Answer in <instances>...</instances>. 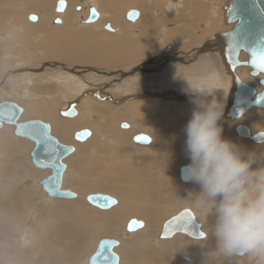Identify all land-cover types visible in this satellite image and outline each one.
<instances>
[{
  "label": "bare ground",
  "instance_id": "1",
  "mask_svg": "<svg viewBox=\"0 0 264 264\" xmlns=\"http://www.w3.org/2000/svg\"><path fill=\"white\" fill-rule=\"evenodd\" d=\"M55 1L57 0H25L22 13L18 12L21 8H18V10L15 8L13 12H10V10H7L6 8V10L4 8H0V16L2 15L3 17H5V21L8 20L6 21V23H4L5 21L0 19V32H4V34L1 33L3 37L6 36L7 38H9L0 41V56L11 55L12 57L16 58L19 57L17 63L14 62L16 63L15 65H7V63L3 64L5 61L0 58V78H2L0 80L6 83L5 87H7L9 93H11L12 90V94L15 92L14 90L19 87L16 85L15 81H17V83H20L19 85L22 88L27 86V88L24 89L25 94H23V97H20L24 100L28 99V101L31 102L32 107L29 106L28 109L25 108L24 115L35 118L43 117L44 120H46L45 118H47L52 124L53 129L51 131L58 133L64 142L67 141V138L69 137V130L86 124V122L84 121L86 119L88 126H92V128L90 129L91 132H93V130L95 131V135L93 138L98 137L99 139L106 136L105 141L112 143L101 145L102 142H100V144L97 143L96 146L92 149L87 148L88 146H85L84 144L80 146L81 143L75 144V147L77 149V151L74 153L75 156L81 149L83 150V152L86 151L84 155H89L87 164L88 169H84L85 173L82 174L81 177L78 173L74 174L76 177L70 181V184H73L77 187L76 191L78 192V196L75 197L76 199L74 198L75 200L60 202L64 204L55 205L53 207V210L57 212L52 211L49 207H47L46 209L43 206V204L52 200H49L51 198L47 199L41 187H39L38 184L40 178L37 179L35 177L36 175L31 176L32 170L29 171V169L31 168L29 155V161L26 159L23 160V154L27 146L24 141L19 138L20 140L16 139L15 142L9 143V146H6L7 148L4 146L3 149H1L2 146H0V152H3V154L0 153V155L6 157L7 159L6 164H4V162L0 164V173H2L3 178L5 179V176L8 175L7 173L11 168L14 169L17 165L20 164L16 168H18L19 171H23L21 172L23 174H18V178L22 180L20 182L25 183H21L23 185H20L19 182L16 181L17 178H14V182L16 183L13 184L15 186L13 184L9 185L7 181L5 182V185L1 182L2 179L0 177V183L3 184H0V232L1 230L8 229V234H14L19 231L20 227L18 228L17 224L20 219L19 210L21 208L24 212H26L24 215L25 217L27 215V218H32L34 217V215L40 216L39 208L43 207L48 212V214H46V217H49V219L51 220V223L43 221L45 223H48V226L39 227L41 229V232H38L35 239L32 238L35 232L32 234L31 238L33 239V245L31 246V248H33V252L30 251L32 252L30 253L31 258L33 257L32 260L25 259L23 250L20 251V254H13L11 255V257L10 255L6 256V252L0 251V263L81 264L83 263L81 261V252H87L89 250V242H85L82 240L77 242L79 237L85 234V232H83V229L85 231H88V235L91 236L92 234L93 236H95V238L100 236L112 237L115 236L122 227L123 231L125 230L124 228H126L127 221L131 217H136L145 222V228L143 226L139 230L132 232L133 234H126L124 232L121 237H128L126 242H122V238H117L116 241L120 242V244L118 243L117 246L119 251L122 246L126 247L129 250L128 256H121L117 264H229V260L217 251L216 241L211 237L210 228L214 224V221L212 220V222L210 223L208 221L209 224L206 227L202 225L201 230L203 229L208 235L206 238L203 237L205 239L201 241H185L181 238V235L176 234L171 238L161 240L159 238V233H161L160 229L162 227V221H160V218L163 215H168L174 210H178V208L181 207L182 210H180L178 213L185 210V207H189L190 209L193 208L196 211V214L199 216V219L202 222H207V220H209V217L207 219L208 215L206 213L199 211V209L194 206V195L199 192V188L192 183L181 181L180 178L177 179L175 172L173 173V170H171L173 161H182L181 155L185 149L186 136L184 133V129L187 125V121L186 119H181V116L184 115V117H188L189 119H191V115L195 107L194 101L198 103H211L214 100L221 107V120H224V123H236L240 119H242L243 116H245L249 111H252L254 109H249L236 119L226 117L227 113H229L232 107V103L236 93L237 82L243 83L246 86L255 89L257 92L261 90L259 86L258 88L254 85H249L247 81L245 82V80L243 81V77L251 79L252 82L257 86L258 81L264 76H252L250 70L245 66H232V63L228 59L227 53L224 51V40L222 35L230 32L234 27V23L228 24L226 21V11L231 0H222V4L220 6L222 18L220 17V15L213 13V6L216 5L215 0H190V3H188L187 1L184 5L182 3V0H166V10L170 11V15L172 17L169 18L167 24H165L166 27L163 28V30L165 32H173L172 34H174V32H177L180 37V43L176 41L175 44L164 46H159V44L155 45L154 42H152L149 38L152 35L151 24L156 21L154 20V18L153 21L150 20L153 7L151 6V4H145L151 3L153 0H142L145 1L144 3H142L140 0H82L85 7L84 11L82 10V6V8H80V11H76L74 8L75 12L73 11V2L75 0H63L65 2V9L62 13L58 14L59 16L57 18L60 19L61 23L60 25L54 26L52 25L53 22H51V27L48 26V19L54 16V14L56 15V13L53 11L52 6ZM77 1L78 0H76V2ZM17 2V0H0V5L7 6L6 4H11L8 6L13 8L16 7ZM130 7L135 8L128 10V8ZM90 9H94L98 16V19L93 23H86ZM135 9L139 10V17L137 16V19L134 22H125L127 13ZM178 9L183 10L179 11ZM185 11L186 13L190 11L189 15H183L182 13H185ZM29 12L36 13L39 16V18L36 17L37 21L35 23L23 21V15H26V13ZM103 12L106 13L104 14ZM200 12L205 13L206 16L203 19H200L198 28L189 31L188 24L191 22V18L193 21H195L196 17H199L198 15L200 14ZM160 13L161 11H154L155 15H158ZM79 15L80 17H78ZM103 15H105L106 17H102ZM119 15L122 16V22L124 23V25L123 23H121L122 26H120L122 30L120 38H109L107 40H101L98 43V39L93 36L94 34L92 35L88 31L84 32V30H75L78 29L77 27L81 28L82 30L83 26L91 27V25L94 27L98 25V28H101V26H103L105 30V26L109 25L111 31L108 32H114L115 34H117L120 30H117L116 28L119 26L118 23L121 22H119ZM103 18L105 19L102 20ZM173 18L176 19L174 20ZM74 19L75 21H73ZM174 21H176L177 23H175ZM73 22L78 24L77 27L74 26ZM215 23H220L221 26H224L225 31L214 32L212 34H209L208 36L205 35V30H208ZM99 24L102 25L100 26ZM128 24H137V30L140 32H146V34L142 35L141 39L129 41L127 38L130 33L127 29H124L126 25L128 26ZM17 28L22 29L19 30L20 33L16 32L17 30L13 31ZM104 30L103 32L107 31ZM27 32L30 34V36H34V38L37 34L35 38L36 40L43 35V38L40 37L42 39V43L37 42L39 44H42V49L44 50L43 52H41L42 55L40 57H38V53L33 54L35 52L33 50L38 51L37 49L39 47L37 48V45L33 44L34 42L30 43L31 40L26 38H30V36H28L29 34L27 35ZM8 33L10 35H8ZM188 33H191V35L187 37ZM2 36L1 38H3ZM153 36L154 34L152 35V37ZM158 41L160 42V40ZM15 43L17 44L16 46L14 45ZM165 50L166 53L164 52ZM33 55L37 56V60H39V58H44L45 61L59 60V63L47 62L48 66H52L54 68L51 72L53 76H55L54 78H56L54 79L51 76L52 74H46L48 81L55 80L57 82L55 84L56 86H59V84L61 83L62 86L66 85L64 86V89L69 92H73V96L78 95V93L79 96L85 95V98H81L82 100L80 101L83 107V110L81 111L80 105H78L79 96L72 97L70 95L71 97L69 98L67 97L69 95L64 96L63 94V96L65 97L64 103L66 105L63 109L59 110V113L61 115L63 112L67 111L69 104L75 103L73 109L76 112V115L71 118L74 120H65L58 118L59 113L57 112L58 114H55V111L52 109V107H50V104L44 106V103H46L45 100L43 99V97L38 96L41 95V93H39L37 97L36 95L30 94V92H32L30 90H33V82H40V79L41 81H45L42 80V78H37L36 80H34L35 77L33 79L31 78L33 76L42 77V75L44 74L43 71L42 73L36 72L39 70L38 67L35 66L33 68L36 63V61H33ZM173 57L174 60H180L183 64L186 62L190 63L182 66L181 62L178 61L179 63H177L176 61L177 64L175 63L171 65L170 68L163 65L165 61L172 60L171 58ZM26 60L31 65V67L27 65L20 67L22 64L26 63ZM238 61H247V57L243 52L239 53ZM10 63H12V61ZM38 63L41 64V62ZM125 64H128L131 67L134 66L135 68L133 72L139 69L140 73L134 74L133 76V74L130 73V67ZM47 65L43 66L46 67ZM71 65H75L77 67L72 68ZM101 65H119V69L116 74L114 73V76H119L120 79H125L114 81L113 79H115V77H110L113 73H109L106 75L104 74L106 73V70L96 71V67H99ZM87 67L91 68L90 72L86 71L88 69ZM124 68H127L128 70L130 69L128 75L125 74V71L127 70ZM149 70L154 72L149 73L145 76L144 73H147ZM168 70H171V74H168L171 76L166 82L175 84L177 90L180 91V93L178 92V94L176 95H173L174 92H168L170 95L165 93L162 94V91H164L165 88H156L154 86L152 90H155L156 88L157 91L151 93H160L159 90L162 93L159 96L157 95L161 99L154 98L155 96L152 98L153 95L149 93V88L144 87V85L141 83L144 82L146 85V81L150 82L153 80H157V77L162 76V72H167ZM6 71L12 72H10L11 74L8 75ZM27 71H29V73ZM5 72L7 76L5 75L2 77V74ZM155 72H158L159 74H155ZM90 75L92 76V78ZM78 81L84 83L80 84ZM166 84L167 83H165V85ZM135 85L137 87H135ZM107 86H115V89L113 88L115 92L111 93L113 89H106ZM89 89H91L90 91L94 89H96V91L98 89L99 91L100 89V91L98 93H94L93 91L94 95L93 93L92 95H90L87 94L89 93L87 92ZM209 90H211V94H208ZM67 91L65 92L67 93ZM197 91L205 93L207 94V96L197 97L194 93ZM137 94H141V96L143 97L146 95L147 97L149 96L148 98H151L153 101L158 103L157 106H154V103L149 104L148 102L142 103V105L136 104L137 106H139V111L136 110V106L132 105L131 103L139 102L141 101V99L133 100L132 98V102L128 104L126 103V105H123V107H120V105L119 107L113 109L112 106H108L109 103L107 104L104 101L106 100L104 96L108 98H111V96H113L112 99L116 97H127L128 99L129 96L134 98L139 97L137 96ZM42 95L50 99V95ZM9 96L10 95H8V97ZM176 98L177 100L175 101ZM184 98H186L188 102H183L182 99ZM171 99H173L174 101L169 102ZM9 100L11 99H8V101ZM114 102L115 100L113 101V103ZM98 105H102L103 110L105 112H108L107 114L101 116V123L105 127L107 124H109V126L106 128H103L102 126L98 128L99 115L97 111L99 113H102V108L97 107ZM117 108L118 110H116ZM120 108H123V111ZM114 112L116 113L112 115ZM95 113L98 116V119L93 123L92 119ZM171 113L175 117H173ZM256 115L264 116V113L254 112L246 120L251 122ZM112 116H114L115 118H112ZM118 116L123 118L117 119ZM134 118H136V120ZM116 119L117 122L121 119H129L131 125H129V128H125L122 130L116 129L115 125V131H112L111 127L113 126H111V124H113ZM104 121H106L105 124ZM120 123L122 124V122ZM119 124L117 125L118 127ZM237 125L243 126V124ZM237 125L234 127V131ZM252 126L254 127V129L250 127L252 131L247 126H243L246 127L249 135L251 136L256 134L254 130H260L258 128H261V126L264 127V120H260L259 122H256V125ZM221 128L223 130L222 138L229 141V129L224 128L223 126ZM136 132H146L153 137L154 141L151 142L150 140V145L148 144L149 146L139 145L140 148L142 147V149H139L136 145L132 146V140V144L130 143V139L132 138L130 137L133 135V133ZM8 134L6 133V135ZM139 135L142 134L138 133V135L136 136ZM5 136H0V142H3L2 137H4V141L9 140L8 137L5 138ZM91 136L89 138H91ZM136 136H133V139ZM248 140L251 141V139ZM239 142L246 143V140H241ZM257 145V147H253L252 150L246 151L245 148H243V150H245L246 153L255 152L257 153V155H259L260 153L264 152V142H260ZM101 146H105L106 148L104 147L103 149H101ZM127 147H133V149H127ZM241 152L243 153V151ZM96 157H98V160H96ZM186 163L188 162L186 161ZM182 164L183 165L177 167L178 171L181 167L187 166L185 163ZM46 171L49 172L48 170ZM14 175L16 176V174ZM64 177L65 171L62 177L63 184ZM61 189H64L63 185H61ZM95 190H110L114 192V194L119 198L118 205L112 207V209H110L109 211L97 214L93 210L86 209L80 204H76L87 197H81V192L86 193ZM177 214H175L174 216H176ZM65 218L69 220L63 223V221L66 220ZM199 219L198 221H200ZM77 220L82 223L78 225L79 222ZM24 227V230H27V226L25 225ZM91 227H93V229ZM66 229H68L69 231H66ZM28 232H26V234H29ZM75 233L79 237H76ZM15 243L25 247L24 249H27L28 247V242L26 243V241L24 242L21 239L19 242L15 241ZM123 243L126 244L123 245ZM3 244L9 247L14 244V241L2 243V245L0 246V250H11L13 248L8 249L7 247H4ZM157 245H160V250H156L155 247H157ZM117 247H115L113 250H115ZM89 252L94 251L92 249V251ZM180 254H182L181 257ZM90 255L86 256V259H84L85 261L83 260V264H88L89 257L92 256ZM14 256L16 258H14ZM185 258L187 260H185ZM233 259L248 260L250 258L247 256H243L241 258L233 257ZM249 263H251V261Z\"/></svg>",
  "mask_w": 264,
  "mask_h": 264
},
{
  "label": "rangeland",
  "instance_id": "2",
  "mask_svg": "<svg viewBox=\"0 0 264 264\" xmlns=\"http://www.w3.org/2000/svg\"><path fill=\"white\" fill-rule=\"evenodd\" d=\"M18 2H17V4H16V7H13V8H11L10 6H8V5H11V4H6L7 6H3V5H0V8H6L7 10H10V12H13L14 11V9L16 8L17 10H18V8L20 9L18 12H23V5H24V1L25 0H17ZM58 1V0H57ZM57 1H55L53 4H52V6H53V11L55 12V4H56V2ZM66 1V0H65ZM80 1V2H79ZM142 3H144L145 1H142V0H140ZM188 1V3H190V0H182V3H183V5L186 3ZM216 1V5H214L213 6V13H216V14H218V15H220V17L222 18V12H221V10H220V6H221V4H222V0H215ZM78 3V4H77ZM73 4H74V7H73V11L75 12V10L76 11H80L81 9L80 8H82V6H83V11H84V3L82 2V0H78L77 2H76V0L73 2ZM81 4H83V5H81ZM150 5L151 4V6L153 7L152 8V11H151V16H150V20L151 21H153V18H154V20L156 21V22H154L153 24H151V26H152V35L154 34V38L152 37V35L149 37L150 39H151V41L152 42H154V44L156 45V44H159V46L161 45H171V44H175L176 43V41L177 42H179L180 43V37H179V35H178V33L177 32H174V34H172L173 32H165L164 30H163V28H165L166 27V25L165 24H167V21L169 20V18H171L172 16L170 15V11H167L166 10V0H153L151 3H146L145 5ZM22 5V6H21ZM80 6V7H79ZM74 8H75V10H74ZM77 8H79V10H77ZM132 8H135V7H130V8H128V10H130V9H132ZM5 9V10H6ZM127 10V9H126ZM125 10V11H126ZM137 12L139 11V10H137V9H135ZM161 11V13L160 14H158V15H155L154 14V11ZM179 11H182L183 9H178ZM82 11V12H83ZM189 12L190 11H188L187 13H186V11H185V13H182L183 15H189ZM56 13V12H55ZM62 13V12H61ZM104 14L106 13V12H103ZM139 13V12H138ZM208 13H209V11H208ZM24 14V13H23ZM58 14H60V13H56V15L54 14V16H52V17H50L49 19H48V26H51L50 24H51V22H53V20L54 19H56V18H58ZM82 14V13H81ZM123 14V13H122ZM6 15V14H5ZM29 15H35L36 17H38L39 18V16L36 14V13H32V12H29V13H26V15L24 14L23 15V21L24 22H30L29 20H28V17H29ZM24 16H27V17H24ZM88 16H89V14H88ZM199 17H196V20L195 21H193L192 20V18H191V22L188 24V30L189 31H192V30H194V29H196V28H198V25H199V23H200V19H203L205 16H206V14L205 13H202V12H200V14L198 15ZM76 17V16H75ZM78 17H80V15L78 16ZM77 17V18H78ZM102 17H106L105 15H103ZM138 17H139V15H138ZM0 19L1 20H4V19H6L5 17H3L2 15L0 16ZM52 19V20H51ZM79 19V18H78ZM105 18H103L102 20H104ZM125 19V18H124ZM174 20L176 19V18H173ZM51 20V21H50ZM122 16L121 15H119V22L120 23H118L119 24V26L116 28L117 30L119 29L120 31H119V33H117V34H115L114 32H108V31H105L104 30V27L103 26H101L100 24V26H101V28H98V25L97 26H92L91 25V27L90 26H86V27H84L83 26V28H82V30H81V28H79V27H77V23H75V22H73L74 23V26L75 27H77L78 29H75V30H77V31H83L84 30V32H86V31H88L89 33H91L93 36H95L96 37V39H98L97 41H98V43H99V41H103V40H107V39H115V38H117V37H119L120 38V34L122 33L121 31V27L120 26H122V24L121 23H123L122 22ZM5 21V20H4ZM6 21H8V20H6ZM6 21L4 22V23H6ZM73 21H75V19L73 20ZM127 20L125 19V22H126ZM127 22H129L130 23V21H127ZM175 23H177L176 21H174ZM35 23V22H34ZM227 24V23H226ZM52 25H54L55 26V24H52ZM58 25H60V24H58ZM86 25H89V24H86ZM123 25H124V23H123ZM2 26V25H1ZM73 26V27H74ZM127 26V25H126ZM126 26H125V28L124 29H127L128 31H129V35H128V40L129 41H135V40H138V39H141V36L142 35H144V34H146V32H140V31H138L137 29V24H132V25H129L128 24V26H127V28H126ZM52 27V26H51ZM94 27V28H93ZM86 28V29H85ZM89 28H90V30H89ZM95 28H98V29H95ZM105 31V32H103V30ZM17 30V31H16ZM19 30H22V29H19V28H17V29H15V30H13V31H16V32H19ZM92 30V31H91ZM101 30V31H100ZM146 31V30H145ZM221 31H225V27L224 26H221L220 25V23H215V24H213L208 30H205V32H204V34L205 35H209V34H212V33H214V32H221ZM95 32V33H94ZM1 33H3L4 34V32H0V41H3V40H5V39H9V38H7L6 36H2V34ZM20 33V32H19ZM114 33V34H113ZM131 33H133V34H131ZM29 33L27 32V35H28ZM101 34V35H100ZM104 34V35H103ZM111 34V35H110ZM162 34V35H161ZM6 35V34H5ZM8 35H10L9 33H8ZM191 35V33L189 34H187V37L188 36H190ZM1 36L4 38H1ZM28 36H30V34L28 35ZM36 36H37V34L35 35V38H36ZM100 36V37H99ZM6 37V38H5ZM41 38H43V35L42 36H40ZM39 37V38H40ZM105 39H104V38ZM130 37V38H129ZM133 37V38H132ZM135 37V38H134ZM26 38H28L29 40H31L30 41V43H33V44H35V45H37V48L39 47L40 48V50H39V48L37 49L38 51H36V50H33V51H35L33 54H37L38 53V57H40L42 54H41V52H43L44 50L42 49V42H41V38H40V40H39V38L36 40L35 38H34V36H30V38L29 37H26ZM32 38V39H31ZM122 38V37H121ZM132 38V39H131ZM33 39H34V41H33ZM36 40V41H35ZM158 40H160V42H163V43H160ZM37 42H41L40 44L39 43H37ZM83 42H87V41H83ZM15 46L17 45L16 43L14 44ZM41 45V46H40ZM168 47V46H167ZM165 53H166V50L164 51ZM8 57V58H7ZM10 57H12L11 55L10 56H8V55H2V56H0V58L3 60V61H5L3 64H6L7 63V65H15L16 63H17V61L19 60V57H12V58H10ZM32 58H34V62L36 61V63H35V65L33 66V68L36 66V67H38L39 68V70L38 71H36L37 73H42V71H43V75H42V77H40V76H33V77H31L32 79L35 77V79L34 80H36L37 78H42V80H45V81H41V79H40V82H33V90H30V91H32V92H30V94L31 95H36V97H37V95L39 94V93H41V95H38L39 97L41 96V97H43V99L45 100V102L46 103H44V106H47L48 104H50V107H52V109L55 111V114H58L60 111V109H63L64 108V106L66 105L64 102H65V97L64 96H67V95H69V96H67V97H76V96H79V93H78V95H76V96H73V92H69V91H67V90H65L64 89V86H66V85H63L62 86V83L61 84H59V86L57 85H55L57 82L55 81V80H49L48 81V78L46 77L47 75L46 74H52V72L51 71H53L52 69H54L52 66H48L47 65V62H52V63H59V60L57 61V60H49V61H45V59L44 58H39V60H41V61H39V60H37L38 58H37V56H35V55H33L32 56ZM16 59V60H15ZM172 60H167V61H165V63L163 64L164 66H166V67H168V68H170L171 67V65H173V64H175L176 63V61H177V63H179V62H181L180 60H174V57L173 58H171ZM12 61V63H10L11 61ZM15 60V61H14ZM9 61V62H8ZM23 61H25V60H23ZM179 61V62H178ZM14 62H16V63H14ZM22 62V61H21ZM38 62H41V64H39ZM61 62V61H60ZM168 62V63H167ZM10 63V64H9ZM14 63V64H13ZM132 63V62H131ZM131 63H129V64H131ZM171 63V64H170ZM176 63V64H177ZM182 63V62H181ZM188 63H190V62H186V63H182V66H184L185 64H188ZM24 65H27V66H29V67H31V65L28 63V61L26 60V63H24V64H22L20 67H23ZM43 65H47L46 67L45 66H43ZM125 65H127V66H129L128 64H125ZM134 65H135V63H134ZM72 66V68H76L77 66H75V65H71ZM179 66V65H178ZM44 68V69H46V70H44V69H42V68ZM50 69H49V68ZM130 67V73H132L133 74V76H134V74H138V73H140V70L138 69L137 71H135V72H133L134 71V66L133 67H131V66H129ZM40 68H41V70H40ZM88 68V69H87ZM86 69V71L87 72H90L91 70V68L90 67H87ZM96 71H102V70H106L105 72L106 73H104V74H109V73H113L110 77H112L113 76V78L115 77V79H113L114 81H118V80H124L125 78H123V79H120V77L119 76H114L116 73H117V71H118V69H119V65H116V66H110V65H101V66H99V67H96ZM113 69V70H112ZM124 69H126L127 71H125V74H129V70L127 69V68H124ZM41 71V72H40ZM85 71V72H86ZM111 71V72H110ZM7 72V74L8 75H10L11 73L10 72H12V71H6ZM6 72L5 73H3L2 74V77L3 76H5L6 75ZM28 73H29V71H27ZM35 72V73H36ZM46 72V73H45ZM86 72V73H87ZM128 72V73H127ZM154 71H151V70H149L147 73H144V75L146 76L147 74H149V73H153ZM171 72V70H168L167 72H162V76L164 77H157L158 79L157 80H153V81H146V85H145V83L144 82H142L141 84H143L144 85V87H148L149 88V93H151V92H155V91H157L156 90V88H165V90L164 91H160L159 90V92L160 93H151L153 96H152V98L154 97V98H158V99H161L160 97H158L161 93L162 94H169L170 92H174L173 93V95H176V94H178V92L180 93V91H178L177 90V88H176V85L175 84H173V83H169V82H166L167 80H168V78L171 76V75H168L169 73ZM15 73V72H14ZM13 73V74H14ZM115 73V74H114ZM67 74V73H66ZM84 74V73H83ZM94 74V73H93ZM143 74V73H142ZM155 74H159L158 72H155ZM171 74V73H170ZM72 75V74H71ZM7 76V75H6ZM44 76H45V78H44ZM53 78L55 77V76H53V74L51 75ZM91 76V75H90ZM130 77V76H129ZM91 78H92V76H91ZM126 78H128V77H126ZM162 80H161V79ZM0 79H2V78H0ZM54 79H56V78H54ZM198 79V78H197ZM92 80V79H91ZM139 80V79H138ZM245 80V82L247 81L248 82V84L249 85H254L255 87H258L259 85H255V83H253L252 82V80L251 79H248V78H245V77H243V81ZM52 81V82H51ZM46 82H47V84H46ZM51 82V83H50ZM54 82V83H53ZM80 84H82V83H84V82H81V81H78ZM92 82V81H91ZM149 82V83H148ZM3 81H1L0 80V103L1 102H4V101H7V102H10V103H14V104H16V105H18L20 108H22V113H21V115L19 116V119H20V122H25V121H32V120H37V121H41V122H43V123H46V124H48L49 125V130H50V134H51V136H53L60 144H62V145H65V146H71V147H73L74 148V151H73V153L72 154H70L69 156H67L65 159H64V161H63V163H64V165H65V177H64V184H63V181H62V185H63V188L64 189H67V190H70L72 193H74L75 195H76V197L78 196V192L76 191V186H74L73 184H70V181L73 179V178H75L76 176L74 175L75 173H78L79 174V176L81 177L82 176V174H84L85 172H84V169H88V166H87V164H88V158H89V155L87 156V155H84L85 154V152L86 151H84L83 152V150L81 149V150H79L78 151V153L76 154V156L74 155V153L77 151V149H76V147H75V144H79V143H76V142H74V140H73V135L76 133V132H78V131H80V130H83V129H86V130H89L90 132H91V128H92V126H88V124H87V120L85 119L84 121L86 122V124H84V125H81V126H78V127H75V128H72V129H70L69 130V132H68V134H69V137L67 138V141H63L62 140V138L60 137V135L58 134V133H55L54 131H51L53 128H52V124H51V122L47 119V118H45L46 120H44L43 119V117H41V118H39V117H37V118H35V117H31V116H27V115H24V112H25V108H29V106L30 107H32L31 106V102H29L28 101V99H21V97H23V94H25V90L24 89H26L27 88V86L26 87H24V88H22L19 84L20 83H17V81H15V83H16V85L17 86H19V87H17L13 92V94H12V88L10 89L11 90V93H9L8 91V89H7V87H5V84L6 83H4ZM39 83H40V85H39ZM115 83V82H114ZM136 83H137V81H136ZM139 83V82H138ZM157 83V84H156ZM165 83H167L166 85H165ZM2 84V85H1ZM46 84V85H45ZM53 84V85H52ZM141 84H140V86H141ZM154 84V85H153ZM186 84H188V83H186ZM51 85V86H50ZM85 85V84H84ZM137 85V84H136ZM135 85V87H137ZM150 85V86H149ZM153 85V86H152ZM55 88H54V87ZM62 86V87H61ZM152 86V87H151ZM154 86L156 87L155 88V90H152L153 88H154ZM46 87V88H45ZM115 87V86H114ZM113 86L111 87V86H107L106 87V89L108 88V89H110V88H114ZM260 87V86H259ZM258 87V88H259ZM54 88V89H53ZM172 88H175V89H172ZM261 88V87H260ZM3 89H4V91H3ZM18 89V90H17ZM45 91H43V90ZM51 89V90H50ZM61 89V90H60ZM64 89V90H63ZM92 89V88H91ZM91 89H89L87 92H89V93H87V94H90V95H92V93H93V91H94V93H98L99 91H100V89H99V91H98V89H97V91H96V89H94V90H92V91H90ZM115 89V88H114ZM112 90V92L111 93H114L115 92V90ZM167 89V90H166ZM2 90V91H1ZM151 90V91H150ZM180 90V89H179ZM192 90V89H191ZM47 91H49V92H47ZM53 93H52V92ZM65 91H67V93L65 92ZM166 91V92H165ZM2 92V93H1ZM16 92H18V93H16ZM24 92V93H23ZM61 92H64V93H61ZM169 92V93H168ZM182 92H183V90H182ZM6 93V94H5ZM54 93H55V95H54ZM57 93V94H56ZM66 93V94H65ZM94 93H93V95H94ZM212 92H211V90H209L208 91V94H211ZM20 94V95H19ZM22 94V95H21ZM42 94H47V95H50L49 96V98L50 99H48V98H46V97H44V95H42ZM54 95V96H52V95ZM63 94H64V96H63ZM4 95V96H3ZM8 95H10L9 97H8ZM14 95H16V96H14ZM62 95V96H61ZM71 95V96H70ZM158 95V96H157ZM170 95V94H169ZM13 96V97H12ZM21 96V97H20ZM137 96H139V97H136V98H134V97H131V96H129L128 97V99H127V97H123V98H119V97H116V98H114V99H112L113 98V96H111V98L109 97H106V96H104L105 97V99L106 100H104L107 104H108V106H112L113 107V109H115L116 107H119L120 105V107H123V105L125 106L126 105V103L128 104V103H130V102H132L131 101V99L133 98V100H137V99H141V101H139V102H134V103H131L132 105H135L136 106V110H139L138 109V107L139 106H137L136 104H141L142 105V103H145V102H148L149 104H155L154 106H157V102H155V101H153L151 98H148L147 97V95L146 96H141V94H137ZM141 96V97H140ZM3 97V98H2ZM11 97V98H10ZM18 97V98H17ZM184 97H186V96H184ZM14 98V99H13ZM84 99L85 98V95H82V96H79V100H78V97H77V100H78V105H80V110L82 111L83 110V107H82V103H80V101L82 100V99ZM8 99H11V100H9L8 101ZM21 99V100H20ZM108 99V100H107ZM112 99V100H111ZM121 99H124V100H121ZM127 99V100H126ZM146 99V100H145ZM4 100V101H3ZM30 100V99H29ZM115 100V102L113 103V101ZM119 100H121V101H119ZM130 100V101H129ZM177 100V98L175 99V101ZM111 101H112V103H111ZM127 101V102H126ZM171 101H174L173 99H171L169 102H171ZM182 101L183 102H188L187 100H186V98H184V99H182ZM55 102V103H54ZM123 102V103H122ZM52 104V105H51ZM117 104V105H116ZM97 107H101L102 108V113H99L98 111H97V113H98V115H99V121H98V128H100V126H102L103 128H106V127H108L109 126V124H107L106 125V127L101 123V116L102 115H105V114H107L108 112H105L104 110H103V107H102V105H98ZM122 111H123V108H120ZM116 110H118V108L116 109ZM140 111V110H139ZM58 112V113H57ZM254 112H262V113H264V110L263 109H253L252 111H249L245 116H243V118L242 119H240L238 122H236V123H234V122H232V123H224V120L222 121V120H220V122H219V126L220 127H224V128H228L229 129V131H228V137H229V141L230 142H232L233 144H235V145H237L239 148H240V150L241 151H243V153H246V151H248V150H252L253 149V147H257L258 145V143H254L252 140L250 141V140H248V139H244V138H241L240 136H238L236 133H235V131H234V127L237 125V124H243V126L245 125V126H247L250 130H251V128L250 127H252L253 129H254V127L252 126V125H256V122H259L260 120H264V116H262V115H256L255 117H254V119L251 121V122H249V121H247L246 119H248V117L252 114V113H254ZM116 112H114L112 115H114ZM93 114V113H92ZM171 115H172V113H171ZM173 117H175L174 115H172ZM125 117V116H124ZM177 117H179V116H177ZM26 118V119H25ZM58 118H61V119H65V120H74V119H71V118H65V117H63L62 115H60V113L58 114ZM112 118H115L114 116H112ZM120 118H123V117H117V119H120ZM19 119H18V122H19ZM42 119V120H41ZM97 119H98V116L96 115V113L93 115V119H92V121H93V123L94 122H96L97 121ZM117 119L113 122V124H111V126H113V127H111V130L112 131H115V128L116 129H118V130H122L123 128H119L120 127V125H121V123L120 122H122V123H125L126 125H127V127L126 128H129V125H131V122H130V120L129 119H121V120H118V122H117ZM135 120H136V118H134ZM181 119H183V120H185L186 119V121H187V123L189 122V118L188 117H184V115L183 116H181ZM48 120V121H47ZM91 121V122H92ZM120 121V122H119ZM145 121V120H144ZM222 121V122H221ZM50 122V123H49ZM106 123V121H104V124ZM119 124V127L117 126L118 124ZM51 124V125H50ZM236 124V125H235ZM116 125V126H115ZM235 125V126H234ZM114 126H115V128H114ZM238 126V125H237ZM5 128V129H4ZM258 129H260V130H254V132L257 134V132L259 133V132H261V133H264V127H262L261 126V128H258ZM4 130V131H3ZM7 130V131H6ZM12 130V131H11ZM13 130H14V128L13 127H11V126H6V125H4V126H2V128H1V130H0V136H2V135H6V133L8 134V135H6L5 136V138H7L8 137V139L9 140H7V141H4V137H2L3 138V142H0V146H2V148L1 149H3V147L5 146H9V143H11V142H15L16 141V139L17 140H20L19 138H17V137H13ZM127 130V129H126ZM130 130H131V128H130ZM9 131V132H8ZM11 131V132H10ZM252 131V130H251ZM75 132V133H74ZM230 132V133H229ZM74 133V134H73ZM92 133V136H91V138H89L88 140H86L84 143H81L80 144V146L81 145H85V146H88L87 148H89V149H92V148H94L95 146H96V144L98 143V144H100V142H102L101 143V145H106V144H109V143H112V142H107V141H105V137L106 136H104L103 138L101 137V138H99L98 139V137H96V138H93L94 137V135H95V131L93 130V132H91ZM138 133L139 134H142V135H146L147 137H149L150 138V140H151V142H153L154 141V139H153V137L150 135V134H148V133H146V132H136V133H133V135L130 137V138H132L133 139V136H136V135H138ZM73 134V135H72ZM135 134V135H134ZM230 134V135H229ZM103 135H105V134H103ZM10 136V137H9ZM108 138H110V137H108ZM12 139V140H11ZM14 139V140H13ZM72 141H71V140ZM132 139H130V143H131V140ZM23 141H24V143L27 145L26 146V148H27V150H26V148H25V151H24V157H23V160H28L29 161V158H28V155L30 154V152H31V150H32V148H33V143L32 142H30V141H27V140H25V139H22ZM104 140V141H103ZM241 140H243V141H245L246 140V143H241V142H239V141H241ZM22 141V142H23ZM74 142V143H73ZM106 142V143H105ZM133 143V144H132ZM132 146H137L139 149H142V147L140 148V146H142V145H137L136 143H134L133 142V140H132ZM150 145V144H149ZM149 145H147V146H149ZM243 145H245V146H243ZM257 145V146H256ZM128 146V145H127ZM146 146V147H147ZM105 146H101V149H103ZM145 147V146H144ZM7 148V147H6ZM106 148V147H105ZM108 148V147H107ZM242 148V149H241ZM243 148H245V150H243ZM260 148V147H259ZM109 149V148H108ZM127 149H133V147H127ZM87 150V149H86ZM143 150H144V148H143ZM145 150H147V149H145ZM1 154H3V152H0ZM184 154V155H183ZM79 155V156H78ZM181 157H182V161H173L172 162V165H171V170H173L172 172L174 173L175 172V175H176V178L177 179H179V173H180V169H179V171H178V169H177V167L178 166H180V165H183L182 163H185L186 165H188L189 164V160L187 159V160H185L186 159V157H185V151L182 153V155H181ZM185 158V159H184ZM3 159V160H2ZM96 160H98V157H96ZM0 164L2 163V162H4V164H6V162H7V159H6V157H4V156H2V155H0ZM186 161L188 162V163H186ZM177 162V163H176ZM176 164H177V166H176ZM17 165V164H16ZM20 165V164H19ZM19 165H17L16 167H18ZM30 166H31V168L29 169V171H31V176H35L37 179L38 178H40V180L41 179H43L44 177H46L48 174H49V172H47L46 170H44V171H41V170H37V169H35L31 164H30ZM11 168L10 169V173L8 172L7 174V176H5V179L3 178V175H2V173H0L1 175H0V177H1V179H2V183L3 184H5V182L7 181L8 183H9V185H11V184H13V183H16V182H14L15 180H14V178H17V180L16 181H18L19 182V184L20 185H23V184H25V183H23V182H20V181H22L21 179H19L18 177V174H23V173H21V172H23V171H19V169L18 168ZM173 168V169H172ZM35 172V173H34ZM46 172V173H45ZM177 172V173H176ZM39 173V174H38ZM14 174H16V176L14 175ZM14 175V176H13ZM42 175V176H41ZM35 179V178H34ZM63 179V178H62ZM12 180V181H11ZM33 180V179H32ZM2 183H0V184H2ZM21 183H23V184H21ZM2 184V185H3ZM6 185V184H5ZM14 185V184H13ZM15 186V185H14ZM75 187V188H74ZM24 190V189H23ZM41 190V189H40ZM84 193V192H83ZM82 192L80 193V195H81V197H84V196H88V195H91V194H104V195H107V196H110V197H112L115 201H116V204H115V206L116 205H118V202H119V198H118V196H116L115 194H114V192H112V191H110V190H105V191H102V190H95V191H89V192H86V193H84L83 194ZM47 199H49V198H47ZM76 199V198H75ZM75 199H70V200H66V199H49V200H52V201H49V202H47V203H45V204H43V206L47 209V207H49L52 211H55V210H53V207L55 206V205H58V204H64V203H60V202H65V201H72V200H75ZM76 204H80L82 207H84V208H86V209H89V210H93V211H95L97 214H101V213H103V212H106V211H109V210H106V211H103V210H99V209H95V207H93V206H91V205H89L86 201H85V199L84 200H81V202H78V203H76ZM115 206H113V207H115ZM185 206V205H184ZM20 208H21V206H20ZM45 208H43V207H41V208H39V214H40V216L39 215H34V217H32V218H27L28 216L26 215V217L24 216L25 215V213L26 212H24L23 210H22V208L19 210V213H20V215H19V222H20V224H19V222H18V224H17V226H18V228H19V231L18 232H16V233H14V234H8L7 232H8V229H6V230H1V232H0V234H1V236H0V240H1V244H0V246L2 245V243H7V242H12V241H14V246L13 245H11V246H9V247H7L6 245H4L3 244V246L4 247H7L8 249H11V248H13V249H11V250H5V249H2V250H0V251H2V252H6V256L7 255H10V257H11V255H16L17 253L18 254H20V251H24L23 252V254H25V259L26 260H32V258H31V255H30V253H32L33 252V248H31V246L33 245V239H35V237H36V235L38 234V232H41V229L39 228V227H47L48 226V223H45V222H50L51 223V220L49 219V217H46V214H48V212L46 211V209ZM184 208V207H183ZM112 209V208H111ZM184 209H189V211L192 213V215H193V217H194V220H195V222L199 225V227H200V232L204 235V234H206V232L203 230H201V228H202V225L204 226V227H206L210 222H212V221H214V217H209V216H207V219H208V217H209V220H207V222H202L200 219H199V216L196 214V211L193 209V208H189V207H185ZM180 210H182V207L181 208H178V210L176 209V210H174L172 213H170V214H168V215H163L160 219V221H162V225L164 224V222L165 221H167L170 217H172V216H174L175 214H177ZM199 211H201V212H203L202 210H199ZM55 212H57V211H55ZM176 212V213H175ZM21 213H23V214H21ZM22 215V216H21ZM168 216V217H167ZM25 217V218H24ZM43 219H42V218ZM164 218V219H163ZM167 218V219H166ZM66 219V218H65ZM131 219H135V220H137V221H141L142 223H143V226H144V228H145V222L143 221V220H141V219H139V218H134V217H131L129 220H131ZM198 219L200 220V221H198ZM69 219H66V220H64L63 221V223L64 222H66V221H68ZM126 220V219H125ZM128 220V221H129ZM212 220V221H211ZM35 221H36V223H35ZM43 221H45V222H43ZM78 222H79V224L78 225H80L82 222H80L79 220H77ZM128 221H127V223H128ZM208 221H209V223H208ZM25 223V224H24ZM23 224V225H22ZM27 226V230H24L25 229V227L24 226ZM161 225V226H162ZM201 225V226H200ZM9 226H14V225H9ZM35 228H34V227ZM64 226V225H63ZM2 228V227H1ZM92 229H93V227H91ZM125 229V228H124ZM161 229H162V227H161ZM161 229H160V231H161ZM23 230H24V232H23ZM6 231V232H5ZM22 231V232H21ZM29 231V232H28ZM66 231H69L68 229H66ZM87 231V230H86ZM84 229H83V232H85V234H83L82 236H77L76 235V233H75V236L76 237H79V239L77 240V242H79L80 240H82V241H85V242H89L87 245H88V248H89V250L87 251V252H81L82 253V255H81V261L84 263V259H86V256L87 255H92L94 252H95V249H96V245H97V243L99 242L98 240H102V239H113V240H117V238H122L123 239V241L122 242H126L127 241V238L128 237H121V235L125 232L126 233V231L124 230L123 231V227L121 228V230L115 235V236H112V237H104V236H100V237H96L95 238V236H93L92 234H91V236L90 235H88V231L86 232ZM122 231V232H121ZM159 231V232H160ZM5 232V233H4ZM26 232H28L29 234H26ZM35 232V234H34V236L32 237V234ZM205 232V233H204ZM87 233V234H86ZM121 233V234H120ZM127 234V233H126ZM129 234H133V233H129ZM128 234V235H129ZM160 234V233H159ZM31 235V236H30ZM176 235H181L180 237L183 239V240H185V241H193V242H195V241H201V240H204L205 238H206V235H204V237L205 238H203V239H191V238H188L187 236H185V235H182V234H176ZM10 236V237H9ZM22 236V237H21ZM127 236V235H126ZM175 236V235H174ZM33 239H32V238ZM2 238V239H1ZM91 238V239H90ZM8 239V240H7ZM20 239L21 240H23L24 242L26 241V243H27V249H24L25 247H23L22 245H20V244H17V243H15V241H17V242H19L20 241ZM30 240V241H29ZM161 240H165V239H161ZM119 241V240H118ZM121 242V243H122ZM31 243V244H30ZM119 244H120V242H118ZM91 244V245H90ZM94 244V245H93ZM126 243H123V245H125ZM93 245V246H92ZM19 246V247H18ZM127 246V245H126ZM16 248V249H15ZM156 248V250H160V245H157V247H155ZM30 249V250H29ZM92 249H93V251L94 252H89V251H92ZM13 250V251H12ZM15 251H16V253H15ZM30 251H32V252H30ZM115 252V254L117 255V257H118V261L120 260V257L121 256H123V257H127L128 256V252H129V250L126 248V247H124V246H122L121 247V249H120V251H119V249H118V247L114 250ZM28 252V253H27ZM12 253V254H11ZM90 255V256H91ZM183 255H185V254H183ZM1 256V255H0ZM182 256V254H180V257ZM189 256H191V255H189ZM187 257H188V254H187ZM241 258V257H243V256H236V258ZM14 258H16L15 256H14ZM90 258V257H89ZM228 260V263L229 264H238V263H241V264H261L262 262H261V260L260 259H258V258H255V259H252V258H250V259H248V260H238V259H233V258H227ZM84 260V261H83ZM251 261V263H249ZM235 262V263H234ZM26 263V262H25ZM83 263H81V264H83ZM0 264H2V263H0ZM157 264V263H156ZM179 264H181V263H179Z\"/></svg>",
  "mask_w": 264,
  "mask_h": 264
},
{
  "label": "water",
  "instance_id": "3",
  "mask_svg": "<svg viewBox=\"0 0 264 264\" xmlns=\"http://www.w3.org/2000/svg\"><path fill=\"white\" fill-rule=\"evenodd\" d=\"M61 5H63V8H61ZM64 9L65 2L63 0L56 2V13H61ZM77 10L79 9L77 8ZM137 16L138 12L132 10L127 13L126 19L127 21L134 22L137 19ZM33 17L35 20L32 19ZM97 19L98 16L94 9H90L86 23H93ZM28 20L30 22H36L37 18L35 15H29ZM226 21L228 24L234 23L233 29L222 35L224 40V51L227 53L232 66H245L250 70L252 76H264V73L259 72L256 68L252 67L254 62H257L260 58L264 57V0H231L226 11ZM60 23V19L56 18L53 20V24L55 25ZM105 30L111 31L109 25L105 26ZM240 52H243L246 55V62L238 61ZM258 85L261 87V90L257 92L255 89L237 82L232 107L226 117L236 119L251 108L264 109V77L258 81ZM74 106L75 103L69 104L67 111L63 112L61 115L65 118L74 117L76 115V112L73 109ZM21 113L22 108L16 104L7 102L0 103V128L3 125L11 126L14 128V137L25 139L33 143L34 146L29 154L31 165L37 170L49 171V175L41 179L38 184L47 198L66 200L74 199L76 197L74 193L70 190L61 189L62 177L65 171L63 161L67 156L73 153L74 148L60 144L53 136H51L49 125L46 123L37 120L21 123L18 122ZM120 127L125 129L127 125L122 123ZM34 131L39 133V135L34 136ZM235 133L241 137L251 139L256 143L264 142V134L257 133L251 136L246 127L243 126H237L235 128ZM90 135L91 132L89 130H80L74 134L73 140L77 143H83L90 137ZM141 138L150 140L146 135L136 136L132 140L138 145L149 144L138 143L137 141ZM41 139L45 141L50 149L54 150L53 156H41L42 149L39 143ZM185 167L186 166L181 167L179 173V178L183 182L185 181L181 178V175L182 169ZM85 201L89 205L103 211L111 209L116 204V201L112 197L104 194L88 195L85 198ZM109 202L114 203L109 204ZM140 225H143L141 221L131 219L126 224L125 231L126 233L135 232L141 228ZM175 234H182L195 240L201 239V236H203L192 213L186 209L164 222L159 238L168 239ZM105 244L108 245V249L103 255H99ZM117 246L118 242L116 240L103 239L99 241L95 252L88 260V264H117L118 257L113 250ZM185 260L187 259L185 258Z\"/></svg>",
  "mask_w": 264,
  "mask_h": 264
},
{
  "label": "clouds",
  "instance_id": "4",
  "mask_svg": "<svg viewBox=\"0 0 264 264\" xmlns=\"http://www.w3.org/2000/svg\"><path fill=\"white\" fill-rule=\"evenodd\" d=\"M194 105L184 129L190 162L181 178L199 188L194 206L214 217L210 234L217 251L225 258L247 256L264 264V152L245 154L222 138V111L214 100Z\"/></svg>",
  "mask_w": 264,
  "mask_h": 264
},
{
  "label": "snow or ice",
  "instance_id": "5",
  "mask_svg": "<svg viewBox=\"0 0 264 264\" xmlns=\"http://www.w3.org/2000/svg\"><path fill=\"white\" fill-rule=\"evenodd\" d=\"M61 8H63V5H61ZM32 19L35 20L34 17H33ZM252 67L256 68L257 71L264 73V57L260 58L259 61L254 62L253 65H252ZM254 74H255V73H254ZM33 135L36 136V135H39V133H37V132L34 131V132H33ZM137 142H138V143H150V140H146V139H144V138H141V139L138 140ZM39 143H40V147H41V149H42V152H41V156H42V157H49V156H53V155H54V150L50 149V148L48 147V145L45 143V141H44L43 139H41V140L39 141ZM38 158H39V157H38ZM53 163H54V161H53ZM111 203H114V202H109V204H111ZM186 215H190V214H186ZM140 227L142 228L143 225H140ZM130 230H131V229H130ZM201 239H203V236H201ZM107 249H108V245L105 244V245L102 247L101 252L99 253V255H103L104 252H105Z\"/></svg>",
  "mask_w": 264,
  "mask_h": 264
}]
</instances>
